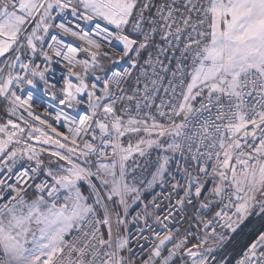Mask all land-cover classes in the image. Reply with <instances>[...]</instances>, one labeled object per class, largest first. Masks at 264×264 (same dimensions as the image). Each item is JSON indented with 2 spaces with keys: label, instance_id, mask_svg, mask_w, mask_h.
<instances>
[{
  "label": "snow or ice",
  "instance_id": "obj_1",
  "mask_svg": "<svg viewBox=\"0 0 264 264\" xmlns=\"http://www.w3.org/2000/svg\"><path fill=\"white\" fill-rule=\"evenodd\" d=\"M0 264H264V0H0Z\"/></svg>",
  "mask_w": 264,
  "mask_h": 264
}]
</instances>
